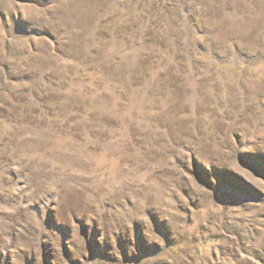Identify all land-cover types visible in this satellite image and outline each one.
Instances as JSON below:
<instances>
[{
    "label": "rangeland",
    "instance_id": "obj_1",
    "mask_svg": "<svg viewBox=\"0 0 264 264\" xmlns=\"http://www.w3.org/2000/svg\"><path fill=\"white\" fill-rule=\"evenodd\" d=\"M0 264H264V0H0Z\"/></svg>",
    "mask_w": 264,
    "mask_h": 264
}]
</instances>
